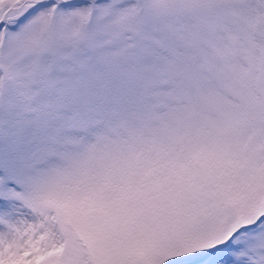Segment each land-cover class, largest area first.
Returning a JSON list of instances; mask_svg holds the SVG:
<instances>
[{
  "label": "snow or ice",
  "instance_id": "snow-or-ice-1",
  "mask_svg": "<svg viewBox=\"0 0 264 264\" xmlns=\"http://www.w3.org/2000/svg\"><path fill=\"white\" fill-rule=\"evenodd\" d=\"M0 264H264V0H0Z\"/></svg>",
  "mask_w": 264,
  "mask_h": 264
}]
</instances>
